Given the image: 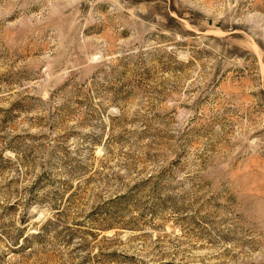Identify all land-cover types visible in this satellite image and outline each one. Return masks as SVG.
Masks as SVG:
<instances>
[{
  "label": "rangeland",
  "instance_id": "1",
  "mask_svg": "<svg viewBox=\"0 0 264 264\" xmlns=\"http://www.w3.org/2000/svg\"><path fill=\"white\" fill-rule=\"evenodd\" d=\"M0 264H264V0H0Z\"/></svg>",
  "mask_w": 264,
  "mask_h": 264
}]
</instances>
